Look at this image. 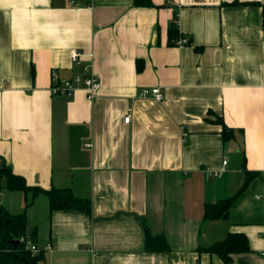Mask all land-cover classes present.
Segmentation results:
<instances>
[{
    "label": "crops",
    "instance_id": "crops-1",
    "mask_svg": "<svg viewBox=\"0 0 264 264\" xmlns=\"http://www.w3.org/2000/svg\"><path fill=\"white\" fill-rule=\"evenodd\" d=\"M151 1L0 0V164L91 207L34 198L33 243L51 246L37 264H225L201 248L228 233L250 250L226 264H264V0ZM173 23L187 44L168 43ZM73 48L93 54L92 100L49 90L52 72L79 71ZM154 87L162 100L141 95ZM246 171L257 174L228 216L203 219ZM8 192L11 208L0 204L21 211L23 193ZM145 226L168 250L145 249Z\"/></svg>",
    "mask_w": 264,
    "mask_h": 264
},
{
    "label": "trees",
    "instance_id": "trees-1",
    "mask_svg": "<svg viewBox=\"0 0 264 264\" xmlns=\"http://www.w3.org/2000/svg\"><path fill=\"white\" fill-rule=\"evenodd\" d=\"M236 3V2H232ZM136 6H152L151 0H134ZM176 24H171L168 29V43L175 44L180 37ZM142 67V61L137 60V69ZM221 124L220 134L223 141L234 137V129L227 126L222 118H218ZM256 172L246 171L242 187L225 199L215 202H205L203 219L215 220L226 218L229 209L248 187ZM20 191L24 195V204L21 211L9 212L0 204V264H37L43 258V250L33 253L28 247V242H35V231L27 236L28 223L26 209L33 203L34 198L44 193L48 198L50 211L74 209L89 212L90 200L74 194L70 188L50 187L45 189L39 185L28 184L24 176L13 172L11 167L3 160L0 164V191ZM145 249L150 252L168 250L166 239L163 235H153L145 226ZM211 254H216L225 264L231 260L233 253L249 251L247 237L242 233H228L221 241L215 242L207 248H201Z\"/></svg>",
    "mask_w": 264,
    "mask_h": 264
},
{
    "label": "built area",
    "instance_id": "built-area-1",
    "mask_svg": "<svg viewBox=\"0 0 264 264\" xmlns=\"http://www.w3.org/2000/svg\"><path fill=\"white\" fill-rule=\"evenodd\" d=\"M188 41L186 38L180 37L175 41V45L182 46L187 44ZM84 57V58H83ZM70 58L73 64L79 67V71L74 73L71 77L60 78L57 73L52 72L53 83L49 87V90L52 94L71 96L78 90H83L86 94V97L89 100L94 99L101 88V82L98 77L93 72V54L92 52L83 53L77 49L70 50ZM264 74V66H263ZM142 96H151L155 100H162L163 94L159 88L143 89L141 91ZM129 115L124 118L125 122H128ZM86 146H91V143H86ZM225 164L226 161H223ZM209 171V170H208ZM209 173H211L209 171ZM212 174V173H211ZM216 174V172H213ZM28 247L33 253H38L40 250H50L51 246L46 244L43 249H40L33 242H28Z\"/></svg>",
    "mask_w": 264,
    "mask_h": 264
},
{
    "label": "rangeland",
    "instance_id": "rangeland-1",
    "mask_svg": "<svg viewBox=\"0 0 264 264\" xmlns=\"http://www.w3.org/2000/svg\"><path fill=\"white\" fill-rule=\"evenodd\" d=\"M11 194H14V193H9L7 190H2L1 192V195H0V200L3 201L4 205L6 206H9L11 208V205L8 204V200L10 199L8 196H10Z\"/></svg>",
    "mask_w": 264,
    "mask_h": 264
},
{
    "label": "water",
    "instance_id": "water-1",
    "mask_svg": "<svg viewBox=\"0 0 264 264\" xmlns=\"http://www.w3.org/2000/svg\"><path fill=\"white\" fill-rule=\"evenodd\" d=\"M31 231H32V227L31 226H28L27 227V231H26L27 236H30L31 235Z\"/></svg>",
    "mask_w": 264,
    "mask_h": 264
}]
</instances>
